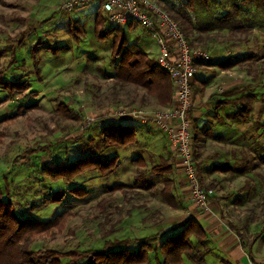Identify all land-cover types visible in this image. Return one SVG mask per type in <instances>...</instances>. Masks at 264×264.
<instances>
[{"label": "rangeland", "instance_id": "rangeland-1", "mask_svg": "<svg viewBox=\"0 0 264 264\" xmlns=\"http://www.w3.org/2000/svg\"><path fill=\"white\" fill-rule=\"evenodd\" d=\"M64 1L0 0V72H7L4 75L6 78L27 82L30 87L26 92L37 94H30L21 101L19 93L8 97L0 89V186L22 218L47 221L66 212L69 217L65 218L63 230L44 234L32 243L31 250L56 249L67 253L71 250H102L105 241L137 236L132 224L120 228L127 217L136 212L137 207L133 208L131 204L145 203L152 193L160 200L159 194L166 188L164 178L173 175L153 172L155 166L164 163V158L153 156L148 159L150 153L144 144L146 138L142 139L141 134L138 142L128 149L107 147L101 137V128L108 122H87V117L97 119L101 115H109L113 110L149 106L151 98L147 96L144 104H141L139 101L145 95V90L143 93L140 92L143 89L133 85L115 84L113 70L116 60L111 58L112 40H98L94 31L99 4L94 2L84 8L82 15H77L76 12L80 10L63 13L60 7ZM196 3L201 20L207 22L214 19V28L225 22H217L216 18L234 13L225 29L205 31L200 36L190 34L189 42L208 51L212 57L210 62L214 61V51H220L218 45H227L224 50L228 52L240 48L243 53L258 56L257 60L242 65V79L259 97V101L253 104V115L255 119L258 116L262 118L258 126L262 129L256 130L251 125L248 130H256L258 138L248 134L242 142L244 144L228 149L223 156L222 150L214 144L208 145L207 150L201 143L202 133H199L196 159L201 163H206L207 158L222 161L218 165L211 162L213 164L207 166L202 178L203 186L214 187L212 189L222 198L225 213L238 228L240 236L247 242L256 238L264 241V32L261 31V27L264 30V0H251L248 3L242 0H210L208 7L201 0ZM51 17L53 19L47 25L25 35L26 42L17 52L18 59H21V72L11 73L8 68L11 55L3 50L19 39L28 25ZM77 18L84 24L87 33L85 41L80 44L74 43L68 35L70 22ZM236 27L241 29L237 32L230 30ZM144 33L147 32L139 26L132 37L141 39L140 44L145 46L151 57L158 56V42ZM38 37H42L50 48L58 50L57 53L48 50L41 52L40 78L35 74L30 53ZM199 37L200 42L196 40ZM135 101L139 104H133ZM61 103L72 112L81 114V120L64 119L60 114L64 108L60 106ZM87 126L90 129L85 132ZM146 132L155 141V152L163 154L167 144L165 134L150 128H145ZM50 144V149L45 153L27 156V152ZM117 155L121 161L116 174L105 178L91 171L77 176L71 183H54L40 175L43 166L65 164L88 156L111 158ZM223 165H228L231 170L228 173L214 172L217 166ZM133 182L139 185L149 183L154 188L150 192L108 191L117 184L131 188ZM75 187L85 188L86 196L71 195L69 190ZM55 191H65V200L47 206L46 199ZM161 201L154 199L150 206L153 205L154 210L160 209ZM248 219L254 220L249 231L244 229V222ZM196 250L194 253L197 256Z\"/></svg>", "mask_w": 264, "mask_h": 264}, {"label": "trees", "instance_id": "trees-1", "mask_svg": "<svg viewBox=\"0 0 264 264\" xmlns=\"http://www.w3.org/2000/svg\"><path fill=\"white\" fill-rule=\"evenodd\" d=\"M209 1L210 0H201V3L208 7ZM242 1L248 3L251 0ZM196 2L197 0H183L182 3H177L175 6L174 4H162L163 9L168 11L171 17L179 24L188 42L190 41L189 37L192 33L200 36V33L205 31L210 32L216 28L225 29L227 24H230L234 17V13H227L220 18H216L217 22H222V20L225 22L221 24L219 23V26L215 28L212 26L215 21L214 19L207 20V22H198V20L195 19L200 17L198 12L199 8ZM158 4L161 5L160 2H158ZM192 14H194V18L191 16ZM52 19L53 18L51 17L45 19V21H36V23L28 25L25 32L20 35L21 37L19 39L14 40L7 45L3 52H9L12 58L8 68L14 67L17 62L21 61V59H18L17 52L26 42L25 35L29 32H36L39 28L47 25ZM107 23L108 21L103 15L102 8L99 7L98 10H96L94 31L98 40H112L111 58L116 60V65L113 70L115 84L133 85L145 90V95H142L141 100L139 101L141 104H144L147 96H149L155 98L159 106L171 105L173 102L174 87L169 73L158 65L155 58L149 57L140 45L136 43L131 44L129 42L127 34L124 32L125 30H123L125 27L111 24H109L110 27H106ZM133 25L134 24H129L127 27L130 28ZM236 28L230 30L237 32L241 29L240 27ZM68 35L76 44L85 41L87 33L84 24L77 19L71 21L69 24ZM196 40H199L198 42H200L201 37ZM8 41L10 42L11 40L8 39ZM189 44L194 47L191 42H189ZM44 50L55 53L58 52L56 48H50L42 37H38L36 43L31 47L30 53L35 65V74H37L39 78L41 75L39 56ZM257 57L258 56L255 55H248L243 59L229 58L226 61L218 63L217 67L228 70L237 64L246 61L248 62L250 60L255 61L258 59ZM199 64L201 63H198L197 66ZM5 74L4 71L0 72V89L7 92L8 95H15L17 92L22 97H20L21 101L22 99H27L30 94L34 96L37 95L36 93L34 94V92H26L30 87L27 82L24 81L21 83V81L19 82L12 78H5ZM193 90V94L197 95L199 90L196 88L195 81L193 83ZM224 97L225 99L218 102L219 106H235L237 109L235 112L236 119L242 124H252L257 127L260 126L262 118H260V116L256 119L253 118V104L259 101V97L253 92V89H238ZM232 97H234V99H230ZM139 103L135 101L133 104L137 105ZM60 106H64L60 113L64 119H72L74 121L81 120V114L72 112L62 103ZM96 123H98V121H95L93 124ZM102 123H104V121ZM262 125H264V123H262ZM197 129L198 128H195L193 123V133H197ZM196 133L195 142L199 139L196 137ZM101 134L104 144L107 147L123 149L137 141V129L131 125H122L119 123L103 124ZM50 147L51 144L50 146H40L37 150L27 152V156L32 157L45 153ZM163 162L162 165L155 166L153 172L155 174H168V176H172L173 162L167 159H164ZM119 166V158L116 156L111 158L88 156L74 162H67L65 164L59 163L54 166H43L40 170V175L54 183L60 181L71 183L77 176L87 172L90 173L91 171L97 172L102 178L108 177L116 174ZM198 169L202 185H204L201 173L202 163L198 164ZM214 170V172L217 173H228L231 168L228 165H223L217 166ZM164 182L166 183V188L159 194L161 196L160 200L175 208L177 206V201L173 194L174 179L173 177H166L164 178ZM136 183L137 185H133L131 188L117 184L108 188V191H135L136 188H141L144 185L147 186L146 184L139 185L138 182ZM212 188L206 189L213 190ZM69 191L71 195L76 197H85L87 194L85 188L82 187H75ZM3 192L4 191L0 186V264H150L152 252H157L162 258V260H158L157 264H183V258L185 256L196 264H202L204 257L200 255L197 261L194 253L196 246L191 237L195 238L197 242L203 243L205 240V232L203 227L192 219L184 224L179 232L163 240L158 248H155V244L158 242L157 237H151L145 238V240L126 238L124 240L105 241L102 250H71L67 251V253L56 249H39L33 251L31 250L32 243L39 238H42L44 234L50 235L53 234L54 231H62L65 225V218H68L69 215L64 212L55 216L54 219L52 218V220L47 221L22 218L16 212L15 206L10 198H7L6 194ZM65 197V191H55L48 199H46L45 204L49 206L55 203H62L63 200H65ZM262 205H264V195ZM131 206L134 208L138 207L139 204H131ZM116 207L118 208V205H116ZM253 221L254 220L248 219L244 222V229L249 231L250 224H252ZM232 228L239 232L236 226L232 225ZM136 244L139 246L136 247Z\"/></svg>", "mask_w": 264, "mask_h": 264}, {"label": "crops", "instance_id": "crops-1", "mask_svg": "<svg viewBox=\"0 0 264 264\" xmlns=\"http://www.w3.org/2000/svg\"><path fill=\"white\" fill-rule=\"evenodd\" d=\"M156 2H160L163 5L174 4L175 6L177 3H182L183 0H156ZM95 3H98L100 6V2L95 1ZM99 6L97 7L99 8ZM98 8L96 10H98ZM84 12L85 11L83 8L76 13L77 15H82ZM89 14H91V12H89ZM191 16H193V18L195 17L194 14H192ZM197 18L195 19L198 20V22L203 21L200 17ZM77 20L79 19L77 18ZM108 25L106 24V27ZM138 27L139 25L134 24L130 28H123V30H125L124 32H126L128 40L131 44L136 43L140 45L148 54L147 50H145V46L143 44H140L141 39H134L132 37L133 32ZM261 31L264 32L262 27ZM144 34H146L147 36H151L148 33ZM223 46H217L218 48H220V51H214V61L201 63L196 67L197 73L195 75L194 81L196 82V88L199 90V92L197 93L195 98V106H193L194 108L191 112V117L195 128H198L197 133H202V135H199L200 137L202 136L201 143L204 145V147L209 150L208 145L214 144V146L222 150L224 156V153H227L228 149L231 150V148H237L238 145L244 144L242 142L247 139L248 134L253 137H257L258 132L256 130L259 127L255 126L256 130L248 131L251 128L252 124H242L238 119H236L237 117L235 116V112L237 109L235 106H219L218 104V102L225 99L224 96L228 95L229 93L242 88H250L245 84L244 79H242V65L245 62L237 64L236 66L228 70L220 69L219 67H217L218 63L226 61L229 58L243 59L250 54L243 53L244 51H241L240 48L230 50L228 52L224 50L227 45H225L224 47ZM149 57L151 56L149 55ZM151 58H155L157 60L156 56ZM21 67V62H17L14 67L9 69V71L11 73L12 71L14 73L19 71L21 72ZM11 75L14 76L13 74ZM14 77H19V75H16ZM216 85L218 86L217 89H215V87H217ZM3 92L7 96L8 93L5 91ZM140 92L144 93V90ZM149 98H151V105L145 107L141 106L146 110L150 111L151 109V111H153V109L168 107L159 106L155 98ZM230 99H234V97ZM89 119L90 117H87V122L90 121L92 122V124L95 121H98L99 123L101 122V120H103L104 122H108V124L119 123L122 125L134 126L137 129V141L133 144H136L138 142L139 134L142 135V139H144L145 137L146 139L144 141V144L147 147L146 150L150 153V155L148 153L150 157L148 159H151L153 156H157L159 159L164 158L173 162V194L176 198L177 206L173 208L159 200V197H157L155 194H150L151 197L149 199L146 198L148 201H145V203L142 204L138 203L139 206L137 207L136 212L131 213V215L127 217V220L124 221L122 227H120L123 228L128 224H132L131 227L136 230L137 235L132 239L145 240V238L157 237L158 242L155 244V248H158L163 240L179 232L184 224L192 219L198 222V224L203 227V230L205 232V240L203 243H199L195 238L191 237L197 249V261L201 255L204 257L202 264H264V241L261 238H256L251 242H247L243 237L239 236L241 234L240 232L235 231L232 228L233 224L231 223V219L225 213V208L223 207L224 203L222 202V198L220 199L218 195H216L217 192L214 191V194L210 197L208 208L201 209L195 206L193 199H191L192 197L190 193V187L188 186L189 184L185 178L184 173H182V162L179 157L172 149L168 147L167 142L166 147H164L165 150L163 154L155 152V141L150 134H147V132L145 133V128H150L154 132L159 130L151 128L145 123L139 121V119L130 120L127 122L116 121L111 119L110 115H101L100 117H97V119ZM89 129L90 127L87 126L85 130ZM259 129L262 128L260 127ZM83 133L85 132L83 131ZM197 133L196 137L199 138ZM198 141L199 139L196 140L195 145L196 153L198 152L197 150H199ZM133 144H130L128 147L123 149H128ZM223 156L220 158L222 159ZM116 157H118L119 161H121L118 155ZM197 161L198 164L201 163L198 159ZM205 161L206 163H202V176H204V173L206 174L207 166H209L211 162L216 163L215 165H218L219 162H222L221 160L218 161L216 158L215 160L207 158ZM132 185L136 186L137 183L133 182ZM146 185L147 186L144 185L141 188L135 187V192H150L151 190H153L154 187L152 185H150L149 183H146ZM150 199L153 200L150 201ZM154 199L158 202L161 201L160 209L154 210L152 207L153 205L150 206V204L153 203ZM135 246L138 247L139 245L136 244ZM158 260H162L161 256L157 252H152L150 264H157ZM183 264L196 263L185 256L183 258Z\"/></svg>", "mask_w": 264, "mask_h": 264}, {"label": "built area", "instance_id": "built-area-1", "mask_svg": "<svg viewBox=\"0 0 264 264\" xmlns=\"http://www.w3.org/2000/svg\"><path fill=\"white\" fill-rule=\"evenodd\" d=\"M95 1L100 2L99 7L109 24L120 27L137 24L157 40L160 50L156 62L169 73L174 87V100L170 106L154 111L139 106L125 107L113 110L109 114L111 119L126 122L139 119L163 132L168 147L182 162V173L189 184L195 206L208 208L214 190H207L202 185L198 172L191 112L196 98L193 94L196 67L198 63L210 62V53L191 46L179 24L154 0H66L60 8L63 13H72Z\"/></svg>", "mask_w": 264, "mask_h": 264}, {"label": "water", "instance_id": "water-1", "mask_svg": "<svg viewBox=\"0 0 264 264\" xmlns=\"http://www.w3.org/2000/svg\"><path fill=\"white\" fill-rule=\"evenodd\" d=\"M103 122V120H101V122H99L100 124Z\"/></svg>", "mask_w": 264, "mask_h": 264}]
</instances>
